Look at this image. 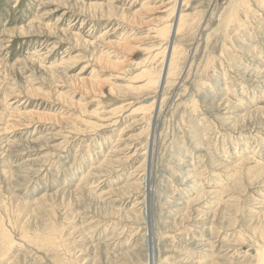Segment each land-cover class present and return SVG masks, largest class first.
I'll list each match as a JSON object with an SVG mask.
<instances>
[{"label":"rangeland","instance_id":"374dc122","mask_svg":"<svg viewBox=\"0 0 264 264\" xmlns=\"http://www.w3.org/2000/svg\"><path fill=\"white\" fill-rule=\"evenodd\" d=\"M151 257L264 264V0H0V264Z\"/></svg>","mask_w":264,"mask_h":264},{"label":"bare ground","instance_id":"6f19581e","mask_svg":"<svg viewBox=\"0 0 264 264\" xmlns=\"http://www.w3.org/2000/svg\"><path fill=\"white\" fill-rule=\"evenodd\" d=\"M179 9V8H178ZM182 13V12H181ZM177 16V15H176ZM179 19L180 18H176L175 22H171L169 25V33H171L172 31V35L169 34V40L166 46V50H165V55H164V59H163V64L161 66V69L159 71V75L157 78V89L158 92H156V94L154 95V103H161V101H163V95H165V92L167 90V86L165 85V83H167V79L169 76V71L171 68V49L174 47L173 45L171 46V38H174L175 36V28L173 29V26H179ZM174 21V19H173ZM178 29V28H177ZM176 29V32H177ZM177 35V34H176ZM173 40V39H172ZM174 42V41H173ZM175 44V43H174ZM170 45V46H169ZM177 46V45H176ZM170 49V50H169ZM180 82V81H179ZM179 84V83H178ZM177 84V86H178ZM169 89V88H168ZM165 97V96H164ZM161 108V106H160ZM160 110V109H159ZM161 111V110H160ZM159 114V113H158ZM157 120V119H156ZM157 123V122H156ZM151 144V143H150ZM3 231V230H2ZM6 237V236H5ZM9 238V237H8ZM4 241V240H3ZM6 246V245H5ZM154 255V254H153ZM152 255V256H153ZM154 257V256H153ZM153 257L150 258V264H155V261L153 260ZM156 259V258H155Z\"/></svg>","mask_w":264,"mask_h":264}]
</instances>
